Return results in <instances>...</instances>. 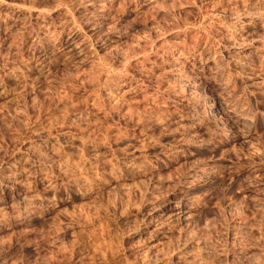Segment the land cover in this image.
I'll return each instance as SVG.
<instances>
[{
	"label": "rangeland",
	"instance_id": "obj_1",
	"mask_svg": "<svg viewBox=\"0 0 264 264\" xmlns=\"http://www.w3.org/2000/svg\"><path fill=\"white\" fill-rule=\"evenodd\" d=\"M0 264H264V0H0Z\"/></svg>",
	"mask_w": 264,
	"mask_h": 264
},
{
	"label": "bare ground",
	"instance_id": "obj_2",
	"mask_svg": "<svg viewBox=\"0 0 264 264\" xmlns=\"http://www.w3.org/2000/svg\"><path fill=\"white\" fill-rule=\"evenodd\" d=\"M207 63V60H205L203 61V64L199 66V75L196 77L197 80L201 81L198 85H202L206 88L208 87L211 92L210 98L212 99V102H210L211 104L208 105V115H205V118L213 122L215 125V130L226 128L227 126L233 128L244 126V115L238 114L234 107L228 104L227 100L222 96V93L219 92L220 88L215 87L216 84H214L213 75L209 72L207 73V69L205 67V64L207 65ZM199 119L195 115H192L190 118H188V121L191 123V125H195L199 122Z\"/></svg>",
	"mask_w": 264,
	"mask_h": 264
}]
</instances>
